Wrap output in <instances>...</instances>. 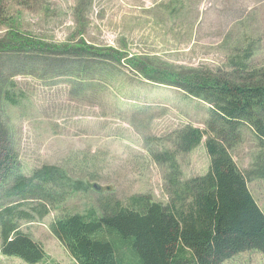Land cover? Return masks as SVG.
Listing matches in <instances>:
<instances>
[{
    "label": "rangeland",
    "instance_id": "374dc122",
    "mask_svg": "<svg viewBox=\"0 0 264 264\" xmlns=\"http://www.w3.org/2000/svg\"><path fill=\"white\" fill-rule=\"evenodd\" d=\"M23 34L35 49L11 41ZM57 44L68 49L48 51ZM238 59L264 64V0H0V154L11 150L23 173L56 164L90 185L20 222L48 254L38 264H78L50 228L63 214L102 215L144 194L167 203L173 170L164 154L189 126L208 134L178 153L182 182L207 173L206 140L219 132L230 134L243 172L264 164V136L252 125L228 128L211 103L178 86L206 88L203 77L167 76L210 78L233 72ZM7 86L15 103L1 97ZM9 180L0 176L2 199L11 198L1 188ZM248 185L264 211V177ZM0 264L31 263L0 250ZM221 264H264V254L246 250Z\"/></svg>",
    "mask_w": 264,
    "mask_h": 264
},
{
    "label": "trees",
    "instance_id": "16d2710c",
    "mask_svg": "<svg viewBox=\"0 0 264 264\" xmlns=\"http://www.w3.org/2000/svg\"><path fill=\"white\" fill-rule=\"evenodd\" d=\"M15 36L11 40L15 45L35 49L30 36ZM54 46L48 51L68 49ZM231 64L233 72L218 75L211 71L210 78L189 71L167 76L187 82L203 77L206 88L192 89L171 82L211 103L213 120H223L228 128L236 126L240 133L241 125L247 122L264 136V64L254 67L251 59ZM10 94L7 86L1 97L15 103ZM206 133L189 126L180 131L177 148L165 152L164 158L173 170L172 195L167 203L154 201L146 194L136 195L127 205L117 202L110 213L98 215L91 210L55 218L50 228L74 260L78 264H221L246 250L264 254V211L248 185L251 177H264V164L243 172L227 147L231 136L224 131V139L219 132L206 140L210 155L207 173L187 182L181 180L178 153L195 148ZM7 151L0 154V176L4 182L10 180L1 188L8 184L4 195L11 198H0V250L4 255L38 264L48 254L40 242L21 229L20 222L46 216L55 203H60L62 194L87 190L90 185L56 164L23 173L14 161L15 155ZM161 157L158 154L156 159ZM15 170L18 172L12 176ZM55 195L59 197L53 200Z\"/></svg>",
    "mask_w": 264,
    "mask_h": 264
}]
</instances>
